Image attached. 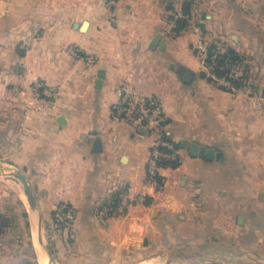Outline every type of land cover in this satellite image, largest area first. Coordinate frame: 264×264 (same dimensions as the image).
I'll list each match as a JSON object with an SVG mask.
<instances>
[{"label":"crops","instance_id":"1","mask_svg":"<svg viewBox=\"0 0 264 264\" xmlns=\"http://www.w3.org/2000/svg\"><path fill=\"white\" fill-rule=\"evenodd\" d=\"M221 37L248 66L250 85L236 93L201 75L199 46ZM38 81L56 91L52 107L35 108ZM123 85L163 101L169 139L215 148L222 158L180 148L182 163L161 171L166 189L148 186L156 132L114 118ZM0 146L3 159L25 171L45 216L63 204L75 209L79 255H156L151 241L187 216L197 192L218 177L225 150L232 207L250 212L256 174L264 214V0H0ZM125 187L132 198L147 193L146 202L108 218L101 208ZM5 239L3 232L0 264Z\"/></svg>","mask_w":264,"mask_h":264},{"label":"rangeland","instance_id":"2","mask_svg":"<svg viewBox=\"0 0 264 264\" xmlns=\"http://www.w3.org/2000/svg\"><path fill=\"white\" fill-rule=\"evenodd\" d=\"M39 35L40 32L37 33V35H34L33 38L38 37ZM203 43L205 44L206 42ZM206 44H208L209 48L212 45H221L220 49L222 52L227 48L223 37L219 39L215 38ZM198 55L203 62L204 70L201 72V75H205V77L202 76L203 78L207 79L216 87L228 92L236 93L239 90L221 87L217 83L212 82L207 77V72L210 66L206 61H203L204 59L200 55V46L198 48ZM245 73L249 79L248 66L243 59L242 64H238L233 68L232 74L234 76H242L245 75ZM249 85L250 81L248 80L244 87ZM144 96L151 97L152 95L145 94ZM135 128L137 133L147 130L136 126ZM160 133L159 130H156L155 134L151 133V139H156ZM2 151L3 147L0 146V165H3L4 167L9 166L10 161L3 159ZM224 153L223 160H219L218 162L220 164L219 174H216L218 177L212 175L210 183L202 187L201 193L197 192L193 198V201L195 202L193 207L186 211L187 216L184 219H180L179 223L172 226L168 233L162 234V237L159 238L158 235L160 234H158L157 239L151 241V243L156 244V254L170 253L184 247L198 244L221 242L249 251L253 257L262 261L257 257H264V214L263 209L260 208L259 205L261 200L259 175L255 174L252 176L250 199L253 207L250 209V212L243 208H233V193L230 192L231 187L228 185V153L226 150ZM23 172L25 173V171ZM241 178H243V176ZM3 179H5V181ZM216 182L218 186H216ZM219 186H221V190L216 193L218 198L216 204L214 201L215 193L212 190ZM12 187L13 184L11 181H9L6 176L0 174V194L4 195L0 215L1 221L4 224L3 232H6V239L3 241L4 246H2L6 258L1 264H40L32 239L31 226L29 227L27 225L28 219L24 216L25 209L29 210V208L25 205L26 203L18 189ZM240 188L239 198L240 201H242L245 197L243 179ZM126 191V187L122 188L118 196H116L117 193H115L113 197H111L110 202L106 203L105 207L101 208V210L104 211L105 216L108 218L111 216L119 218L124 217L130 212L131 208L136 205L134 201L131 202L129 208L123 213L118 211L120 198ZM222 191L226 192L223 193ZM116 199H119V201ZM70 209L73 210L71 216L67 214ZM40 212L42 215L46 242L49 245L55 260L59 264H132L152 255L144 254L142 252H140V254L136 253L129 255L125 253L124 255H121L120 252L123 251H116L113 249L108 250V253H103V250H94L91 255H79L75 253L76 233L73 230V224L69 222V220L74 219L75 209L67 204L59 205L57 208L53 209V218L47 217L48 214L45 216L41 209ZM140 243V245H143V241ZM113 251L118 253L112 255Z\"/></svg>","mask_w":264,"mask_h":264},{"label":"built area","instance_id":"3","mask_svg":"<svg viewBox=\"0 0 264 264\" xmlns=\"http://www.w3.org/2000/svg\"><path fill=\"white\" fill-rule=\"evenodd\" d=\"M221 45L217 46L221 51ZM200 55L203 61L207 62L210 56V48L208 44L200 45ZM216 56H214L207 72V77L214 83L221 87L236 90L231 82L226 77H219L215 73L217 65ZM33 96L36 101L35 108L40 110L45 107H52L56 101V91L46 86L42 81H38L33 85ZM114 118L117 121H125L132 126L149 129L156 132L159 130L160 135L154 140L151 154L148 159L147 166V185L156 189V191H164L167 187L161 171L171 164L180 165L183 161L181 150L177 146L178 143L169 139L162 132V125L165 122V109L163 101L156 96L143 97L136 93L130 86L123 85L121 87V97L119 102L114 107ZM147 193H141L132 198L129 193L125 192L122 195L118 205V211L123 213L129 208L131 202L135 204H142L146 202ZM73 210L68 211L71 216Z\"/></svg>","mask_w":264,"mask_h":264},{"label":"water","instance_id":"4","mask_svg":"<svg viewBox=\"0 0 264 264\" xmlns=\"http://www.w3.org/2000/svg\"><path fill=\"white\" fill-rule=\"evenodd\" d=\"M89 26L88 22H85L82 25V30L85 31L87 30V27ZM161 42V35H158L156 37V39L153 42L152 48H157L158 45ZM105 77V74L103 71H101L99 73V78L101 80H103ZM190 79V76L188 75L186 80ZM61 124H65V118L62 117L60 120ZM179 144L181 146V148L183 149H189L190 154L192 156H197L200 155L202 157H205L208 160H215V159H221L222 158V154L218 153L217 150L215 148H205V147H200L199 144L197 143H191L188 139H183L181 141H179ZM5 168H7V170L9 171H4L1 170L3 172V175H7V176H13V178L17 181V182H21L23 183L24 187H25V191L27 193L29 202H30V206H31V210H28V214L30 216V226H31V233H32V239L33 237V223L31 221V214L36 213L37 212V229H38V233L40 238H42L45 241V248L47 251V255L49 257V259L53 262L58 263L52 252L51 249L49 247V245L46 242V238H45V234H44V230H43V221H42V215L37 203V198L35 196L33 187L31 185V182L29 181L28 177L25 175V173L19 169L18 167H15L13 165H9V166H5ZM34 243V241H33ZM34 247L36 249L35 243H34ZM216 250H225L229 253H231L232 255L239 257L241 259H244L245 264H264L263 260L264 257L262 256H257L258 258H260L262 261L257 260L255 257L252 256V254L249 251L225 244V243H221V242H216V243H204V244H198V245H194V246H188V247H184L175 251H172L169 253L168 259L166 261L165 264H184V263H204L202 262L203 256L206 252H210V251H216ZM37 252V250H36ZM59 264V263H58Z\"/></svg>","mask_w":264,"mask_h":264},{"label":"bare ground","instance_id":"5","mask_svg":"<svg viewBox=\"0 0 264 264\" xmlns=\"http://www.w3.org/2000/svg\"><path fill=\"white\" fill-rule=\"evenodd\" d=\"M1 170H4L6 172L9 171L3 165L2 166L0 165V174L3 175V172ZM3 176H6L9 179V181H11V183L13 184V187H16L18 189V191L20 192V195L22 196V198L24 199V201L26 203L25 205H27L29 210H31L30 202H29V199H28V196H27V193L25 191V187H24L23 183L17 182L13 178V176H7V175H3ZM3 180L5 181V179H3ZM37 215H38L37 212L36 213L32 212L31 221L33 223V237H34L33 241H34L35 246H36V250H37V254L39 257L40 264H58L56 262L51 261L47 255V251L45 248V241L42 238H40L39 233H38V229H37L38 217H37ZM168 256H169V253H163V254L159 253L156 255L146 257V258H144L140 261L134 262L132 264H165L167 259H168ZM202 262H204L206 264H245L244 259L236 257V256L232 255L231 253L225 251V250H216V251L206 252L203 256ZM197 264H199V263H197ZM200 264H202V263H200Z\"/></svg>","mask_w":264,"mask_h":264},{"label":"trees","instance_id":"6","mask_svg":"<svg viewBox=\"0 0 264 264\" xmlns=\"http://www.w3.org/2000/svg\"><path fill=\"white\" fill-rule=\"evenodd\" d=\"M188 5L190 4L187 3L186 7H188ZM185 24H186L185 20H180L179 29L184 27ZM214 56H216V61H217V65L215 67V73L217 74V76L226 77L236 89H241L244 86H246L247 81H248V76L246 75V73L245 75H242V76H234L232 74L233 68L237 66L238 64L243 63V58L234 48L227 47L225 51L222 52V51H219L216 45H212L210 47V56L207 62L211 63ZM202 76L205 77L204 74ZM177 146L181 148L180 144H177ZM178 166H179L178 164H171V165H168L167 167L177 168ZM119 193H117L116 196H118ZM117 201H119V199ZM24 216L28 219L27 225L30 227L29 214L26 209L24 212ZM69 222L71 223V220H69ZM3 228H4V224L1 221V215H0V235L3 233Z\"/></svg>","mask_w":264,"mask_h":264}]
</instances>
